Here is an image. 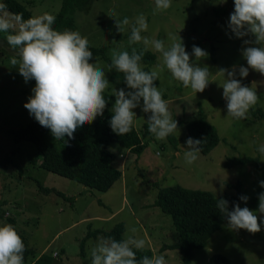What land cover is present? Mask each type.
Here are the masks:
<instances>
[{"label":"rangeland","instance_id":"obj_1","mask_svg":"<svg viewBox=\"0 0 264 264\" xmlns=\"http://www.w3.org/2000/svg\"><path fill=\"white\" fill-rule=\"evenodd\" d=\"M18 1L33 15L54 16L64 0ZM221 8L227 12L217 13ZM154 9L155 0H91L86 9L72 12L77 29L88 38L89 46L104 47L108 61L113 48L129 52L133 46L137 50L143 48V44L129 46L131 26L124 34L118 33L115 26V18L127 17L134 23L140 14L148 24L142 36L163 40L167 46L171 43L169 36L174 35L182 38L190 55L193 45L208 53L200 61L191 55L193 63L210 70V82L203 92L183 87L167 69L155 83L169 102L173 119L178 122L173 133L175 139L142 137L145 147L141 154L117 142H108L107 147L115 153L114 164L122 170V176L106 191L87 187L39 166L41 157L37 156L34 144L24 139L14 141L8 133L9 128H17L33 118L24 105L33 95L35 83H26L18 66L11 64L16 50L8 44L6 34L0 33V160L9 157L8 161L0 163V221L12 224L35 254H52V264H90L91 247L99 237L105 236L97 234L86 238L83 255L81 240L90 230H109L119 221L125 223L126 230L135 227L137 238L145 240V247L151 248L153 255H163L167 264H180L178 249H159L163 243L175 241L176 233L170 215L152 205L157 189L179 184L208 190L214 195L234 194L233 184L239 181L240 196L249 199L247 203L242 200L238 203L256 211L261 231L253 234L243 229L231 230L226 221L210 236L207 245L194 250L190 264H209V257L214 253L223 254L232 264H264V214L257 211L259 194L264 193L260 186L264 172L252 162L224 166L226 159L233 156L258 157L264 162V155L259 152V147L264 145V117L260 110L264 112V75L249 68L246 78L239 76V66L248 65L241 52L243 39L235 37L228 28L234 0L223 3L220 0H172L169 9L155 14ZM113 39L119 43L114 44ZM244 39L254 40L255 37ZM150 51L156 54V59L151 65L141 64L145 71H151L160 63V54ZM97 59L110 83L106 93L113 94L115 88L130 90L119 78L110 75L107 61L100 55H93L92 62ZM234 65L237 79L252 87L259 96L257 104L243 119L227 115V102L219 86L226 78L219 70H231ZM112 106L108 104L107 108L111 110ZM142 106L141 100L140 107L134 109L137 114L134 126L141 136L143 123L151 115L143 112ZM199 109L216 126L219 142L208 154L200 152L198 160L189 165L184 158L189 138L185 122L197 117Z\"/></svg>","mask_w":264,"mask_h":264},{"label":"clouds","instance_id":"obj_2","mask_svg":"<svg viewBox=\"0 0 264 264\" xmlns=\"http://www.w3.org/2000/svg\"><path fill=\"white\" fill-rule=\"evenodd\" d=\"M170 7L172 0H155L154 14ZM54 24L55 16L52 14L24 19L22 13L10 14L6 4L0 3V33L6 34L8 44L16 50L11 64L18 66L19 74L26 83L35 81L33 95L24 107L42 127L50 129L57 141L65 137L74 138L79 128L104 115L108 105L104 93L110 83L98 59L92 62L93 52L89 49L88 38L79 31H58ZM115 26L117 32L123 34L131 26L129 46L143 44V48L138 51L133 46L131 52L119 48L111 50L109 67L124 74V82L130 90L113 89L115 101L111 108L110 126L120 136L131 132L137 117L134 109L140 107L142 100V111L151 114L147 119L149 132L157 140H165L177 130L178 122L173 119L169 102L163 98V92L155 82L167 69L183 87L196 93L203 92L210 82V70L207 66L193 63L191 55L200 61L208 53L193 45L190 55L182 38L174 35L169 36L171 43L167 46L163 40L142 36L141 33L148 30L143 14L136 17L134 23L127 17L122 20L115 18ZM228 28L235 37L243 39L241 52L248 67L239 66V76L246 78L249 68L264 75V0H234ZM250 36L255 39H244ZM112 42L119 43L115 39ZM150 49L160 54V63L151 71H145L140 62ZM219 71L226 77L219 86L223 88V98L227 102V115L235 119L246 118L258 102L257 91L237 79V66ZM203 142L191 137L187 139L184 153L187 164L198 160ZM259 152L264 155V145L259 147ZM260 186L264 188V181H260ZM248 199L247 196H240L245 203ZM258 199L257 211L264 214V193L259 194ZM216 208L227 219L229 229H243L253 234L261 231L256 211L241 207L239 203L229 210V202L223 198L217 199ZM136 233L137 229L132 227L126 230L121 240L99 237L90 249V264H167L163 255L143 256L138 260L135 250L142 251L146 242L137 238ZM25 250L17 229L0 221V264H24Z\"/></svg>","mask_w":264,"mask_h":264},{"label":"trees","instance_id":"obj_3","mask_svg":"<svg viewBox=\"0 0 264 264\" xmlns=\"http://www.w3.org/2000/svg\"><path fill=\"white\" fill-rule=\"evenodd\" d=\"M90 1L64 0L61 9L54 15V28L58 31H64L65 29L78 31L72 12L76 9H86ZM0 3L6 4L7 10L11 14L22 13L24 19L33 16L26 5L18 0H2ZM216 12L224 13L227 10L221 8L216 10ZM89 49L93 52V55H100L107 61L110 75L119 78L123 84H126L124 82V74L118 72L114 67H109L111 60H107L104 47L89 46ZM155 59L156 54L149 50L144 53L140 63L146 66L151 65ZM29 82L35 83L34 80ZM104 96L108 104L114 103L115 97L112 93L105 92ZM260 110L262 111V117H264L263 110L261 108ZM111 117L112 112L106 107L103 116H98L92 123L79 128L74 133V138L65 137L57 141L52 136L50 129L42 127L34 117L17 128H9L8 133L12 135L14 141L24 139L34 144L37 156L41 157L38 162L39 166L48 171L74 179L87 187L106 191L122 176V170L114 164L115 153L108 149V142H117L129 148L132 152L141 154L145 147L142 137L153 136L148 130L147 121L143 123L142 136L135 126H133L131 132L120 136L114 133L110 126ZM185 128L189 137L204 140L201 145L202 154H208L219 142L216 126L211 121H208L207 115L201 109L198 110L197 117L185 122ZM80 129L83 130L82 134ZM168 138L171 141L175 139V136L171 134ZM8 160L9 157L7 156L0 160V163ZM247 162H252L259 170L264 172V162H261L258 157L233 156L226 159L224 166L229 167ZM233 185L236 189L234 194L224 193L221 195H214L208 190L186 188L179 184L159 187L152 205L170 215L176 233L175 241L163 243L159 249H178L181 255L180 264H190L194 250L207 245L210 236L227 221L216 208L217 199H226L229 202V210H233L235 204L239 202L240 183L236 181ZM125 230L126 225L123 221L115 223L113 228L109 230H90V233H87L80 242V253L84 254L86 238L103 234L105 237L121 240L124 238L123 233ZM22 239L26 249L24 252V264L53 263L54 256L52 254L47 252L35 254L33 248L28 246L27 241L24 238ZM135 251L138 260L143 256L152 257L153 255V251L149 247H145L142 251ZM209 264H232V262L223 254L214 253L209 257Z\"/></svg>","mask_w":264,"mask_h":264},{"label":"flooded vegetation","instance_id":"obj_4","mask_svg":"<svg viewBox=\"0 0 264 264\" xmlns=\"http://www.w3.org/2000/svg\"><path fill=\"white\" fill-rule=\"evenodd\" d=\"M2 0H0V2H1Z\"/></svg>","mask_w":264,"mask_h":264}]
</instances>
